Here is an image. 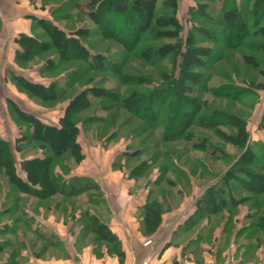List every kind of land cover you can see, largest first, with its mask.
Masks as SVG:
<instances>
[{"label":"rangeland","instance_id":"rangeland-1","mask_svg":"<svg viewBox=\"0 0 264 264\" xmlns=\"http://www.w3.org/2000/svg\"><path fill=\"white\" fill-rule=\"evenodd\" d=\"M30 1L36 3L31 19L33 39L45 50L17 59V64L7 71L47 86L49 94L36 89L44 93L43 98L18 82L19 94L9 106L13 112V107L19 112L11 124L13 129L2 134L15 146L16 172L24 171L25 157L49 155L53 171L66 178L73 176L71 167L75 163L70 150L54 154L47 144L34 139L32 125L26 117L29 114L46 124H58L65 110L71 109L69 117L80 129L78 140L86 151L82 166L86 174L106 172L100 165L96 167L98 158L111 163L112 158L117 160L125 154L122 164L125 168L120 166L121 172L135 178L140 176V181L156 173L157 178L146 183L159 189L156 196L162 199L169 190L181 191L189 173L200 178L194 179L195 187L202 186L205 192L208 188L225 192V196L220 194L225 205L243 199L231 193L236 187L237 193L253 194L247 188H252L257 178L264 179V52L256 48L257 44L264 43V35L251 34L256 27L250 13L252 0L241 1V15L250 35L236 46L225 45L226 28L219 16L221 0H182L178 10L181 25L178 38L171 35V28H159L157 37L151 30L136 36L132 31L133 22L124 26L126 22L118 12L109 13L111 19L116 18L111 23L115 24L114 37L102 35L87 14L95 0ZM199 3H206L203 12ZM155 13L168 15L170 10L157 9ZM259 23H264V18ZM50 26L63 29L81 45L72 49L73 45L69 44L66 61L60 58L59 49L52 46L51 32L46 30ZM197 26L208 29L215 40L197 32L193 34L195 43L211 45L213 49L203 67L192 69L195 81H186V86L180 81L181 55L188 34ZM138 36L139 41L134 42ZM119 37L126 41L117 40ZM127 45H131L130 49ZM160 47L168 52L154 54ZM143 48L147 52L142 53ZM76 50L80 52L78 56L71 54ZM128 95L130 99L125 101ZM185 112L190 124L176 135L169 130L168 123H179L181 118L185 119ZM236 118H241L248 133L244 145L231 140ZM184 133H189L188 139L181 135ZM165 134L174 136L163 138ZM6 180L5 171L0 170V215L5 214L6 210H1L7 205L19 206L25 202V198L14 192V184L11 186ZM100 189L101 193L92 192V200L103 198L101 186ZM253 202L260 204L263 200L255 198ZM69 204L81 206L76 200ZM84 209L81 207L80 214L85 222L88 210ZM63 214L65 219L75 218L73 211ZM92 217L88 216L90 222ZM8 225L0 224V229ZM5 252L11 258L15 255L12 248H6ZM9 261L0 264L15 263V260Z\"/></svg>","mask_w":264,"mask_h":264},{"label":"crops","instance_id":"crops-1","mask_svg":"<svg viewBox=\"0 0 264 264\" xmlns=\"http://www.w3.org/2000/svg\"><path fill=\"white\" fill-rule=\"evenodd\" d=\"M241 1L221 0V19L223 12L231 8L241 12ZM182 2L177 0V18ZM34 4L30 0H0V99H3L0 137L9 144L12 153L15 146L2 134L13 129L11 124L18 115L16 107L13 112L9 105L19 94V83L17 74H11L7 68L17 64L18 36H33ZM199 7L203 12L206 3H199ZM79 132L78 128L80 144ZM80 146L83 157L74 162L71 171L73 175L90 177L100 184L103 198L91 202L86 192L73 196L60 193L43 198L27 196L6 180L25 202L19 206L9 204L1 210L6 211L0 215V224L9 225L0 229V253H3L0 263L15 260L13 264H137L146 257L150 264H264V191L249 196L237 193L236 187L231 193L242 200L208 212L206 204L197 203L205 192L202 186L195 187L194 179H200L198 175L189 173L181 191L169 190L162 199L156 196L159 189L146 183L147 180L153 182L156 173L140 181V176L135 178L121 172L120 166L125 168L122 165L125 154L117 160L112 158L111 163L96 158L93 164L105 168L103 174L84 173L86 151ZM111 147L113 150V144ZM0 170L3 171L1 166ZM17 174L26 180L24 171ZM221 195L227 194L222 192ZM255 198L262 199L263 203L253 202ZM72 200L81 206H71ZM81 207L88 210L85 222ZM67 210L73 211L75 218L65 219L63 212ZM88 216L107 225L114 238L110 241L98 238ZM146 239H151V243L143 246ZM6 248L15 251L13 258L5 252Z\"/></svg>","mask_w":264,"mask_h":264},{"label":"trees","instance_id":"trees-1","mask_svg":"<svg viewBox=\"0 0 264 264\" xmlns=\"http://www.w3.org/2000/svg\"><path fill=\"white\" fill-rule=\"evenodd\" d=\"M157 9H169L170 14L163 15L162 13L158 15L157 13H155ZM110 12H118L119 14H121V16H123V21L126 22L124 26H127L128 22H133L132 31L136 36H140V32L151 30L153 32V35L157 37V35L159 34V28H171L173 32L170 33L176 38H178V35L181 32V25L176 15L177 0H95V3H93V7L89 9L87 14H89L90 19L95 21V23L99 26L102 35H105L107 37H114V34L116 32L113 33V28L115 24H112V26L111 23L116 18L111 19V17H109ZM250 13L253 17V25L256 26L252 30L251 34L264 35V23H259V20L261 18H264V0H253ZM223 21L226 28V46L239 45L243 38H245V36L250 35L248 34L249 31L246 27L245 20L243 19L241 12L237 8H231L224 11ZM50 27L51 28H49V30H46L51 32L49 34L51 36L52 46L59 49L60 58L63 59L62 61H66L67 57L65 55L69 44L73 45L72 49L80 47L81 45L76 38L68 37L67 33H65L63 29L55 26ZM195 32L207 38L211 37L213 41L215 40L214 34H211L208 29H205L201 26L195 27L194 31H191L190 34H188L187 39L185 40L180 63V81L182 82L181 84L184 85H186L185 82L188 80L193 82L195 81L194 77L196 75H194L195 73L192 72V69L194 67H203L206 59L211 55L213 49V47L211 46H205L195 43V38L193 36ZM139 36L135 39L134 42L139 41ZM120 39L125 40L121 37H119V39L117 38V40L119 41ZM17 42L20 46L19 50H17L16 52L17 59L31 57L32 55H34L36 50H38L39 52L41 50H45L41 47L39 42L35 43L33 36L21 34L18 36ZM257 45L256 48L264 52V43ZM130 47L131 45H127L128 49H130ZM163 49L164 47L158 48V50L155 51L154 54L161 55L160 53L165 54L168 52ZM144 50L145 48L141 50L143 51L142 53L147 52V49L145 51ZM72 53H74V55L77 54L76 56H78L80 52L76 50L71 51V54ZM16 79L27 90L31 91L34 94L36 93L43 98L45 97L44 93L41 94L37 92L36 89L42 92H48L47 86L33 83L27 79L19 78V76L17 75ZM48 94L49 92L47 93V95ZM51 96L54 97L55 94H51ZM130 96L131 95H128L125 98V101L130 99ZM70 111L67 109L65 110L64 115L60 117L58 124H46L35 118L33 115L29 114H27L26 117L32 125V135L34 139L47 144L56 155H60L64 150L69 149L71 155L73 156V161L79 162L83 157V154L81 152V146L77 142L78 127L70 119ZM185 115V119L181 118L179 123H174L175 121H172V123H168L169 130H172L173 132H175V134L176 132H183V128L185 129L190 124L187 122L188 114L186 113ZM232 115L233 114H230L229 116L233 118L234 116L236 117V115ZM234 125L236 130L234 135H232L231 140L235 144L244 145L248 140V133L246 131L245 124L241 120V118H236V124ZM172 134H165L163 138L174 136ZM181 135L184 136V138L188 139L187 136L189 135V133H184ZM242 156L243 158H245L244 153ZM51 159V156L47 155L42 158L36 157L24 160L22 163V167L26 175V180H24L16 172L14 155L11 148L9 147V144L0 137V166L5 171L8 180L12 184H14L18 190L28 192L33 196L40 198L47 197L55 193H60L66 196H73L86 192L88 194L89 201L94 202V200L91 199V197L93 196L92 192L98 191L99 193H101L99 184L95 180H92L90 177L73 175L69 178H66L62 174L56 173L52 170ZM256 182L257 183L254 184L252 188H247L248 191L263 192L264 179L257 178ZM220 194H222V191L220 189L214 191L212 189L209 190L208 188V190L204 192L198 199L197 203L206 204L208 206V212H214L223 205L222 203L225 200L223 199L224 197H222ZM215 205L217 207H215ZM91 220V228L93 232L97 233L100 239L104 241H110L114 238V234L110 231L107 225L99 222L98 219L94 216Z\"/></svg>","mask_w":264,"mask_h":264},{"label":"built area","instance_id":"built-area-1","mask_svg":"<svg viewBox=\"0 0 264 264\" xmlns=\"http://www.w3.org/2000/svg\"><path fill=\"white\" fill-rule=\"evenodd\" d=\"M150 243H151V239H146L143 241L142 244L143 246H147ZM137 264H150V261L148 258L145 257V258L140 259V261Z\"/></svg>","mask_w":264,"mask_h":264}]
</instances>
